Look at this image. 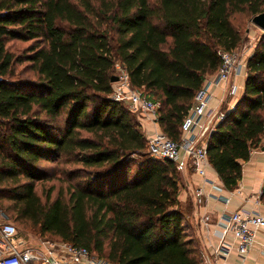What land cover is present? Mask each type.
Segmentation results:
<instances>
[{
  "label": "trees",
  "instance_id": "obj_1",
  "mask_svg": "<svg viewBox=\"0 0 264 264\" xmlns=\"http://www.w3.org/2000/svg\"><path fill=\"white\" fill-rule=\"evenodd\" d=\"M264 0H0V209L23 231L84 247L109 264H200L174 163L147 152L138 118L112 99L117 65L160 104L178 142L220 52L247 40ZM29 45L16 52L15 44ZM206 139L228 191L264 138V34L242 96ZM67 188L42 203L40 182ZM264 193V185H263ZM18 226H17V225ZM19 230V229H18Z\"/></svg>",
  "mask_w": 264,
  "mask_h": 264
},
{
  "label": "built area",
  "instance_id": "obj_2",
  "mask_svg": "<svg viewBox=\"0 0 264 264\" xmlns=\"http://www.w3.org/2000/svg\"><path fill=\"white\" fill-rule=\"evenodd\" d=\"M242 46L241 49L238 48L240 56L235 53L236 50L219 53L221 65L217 73L211 79H207L196 93L194 105L180 125L181 137L178 142L172 141L162 132H155L147 138V152L151 157L174 163L179 172L190 167L197 175L205 178L206 168L209 167L206 141L204 143L201 138L195 136L194 130L201 129L204 138L203 136L210 134L215 124L224 117V112L220 110L213 112L210 108L212 96L209 90L212 86L226 84L231 76L238 75L240 70L245 68L247 60L243 57L249 54L251 44L243 48ZM120 71L121 76L113 87L112 99L115 102L126 103L131 113L157 123L160 104L134 89L126 71L124 69ZM231 89L233 95V88ZM233 108L234 106H230L228 111ZM204 118L208 123L212 121L205 127L201 125ZM260 146H264V138ZM195 196L197 203L201 204L203 192L197 190ZM262 229L264 217L258 213L236 211L225 218V230L232 234L236 242V251L242 257L249 253L257 232ZM230 251L232 246L225 244L220 246L217 252L225 257ZM0 264H109V262L88 249L69 242L26 237L0 209Z\"/></svg>",
  "mask_w": 264,
  "mask_h": 264
},
{
  "label": "crops",
  "instance_id": "obj_3",
  "mask_svg": "<svg viewBox=\"0 0 264 264\" xmlns=\"http://www.w3.org/2000/svg\"><path fill=\"white\" fill-rule=\"evenodd\" d=\"M253 29L256 28H247L246 32L247 39L251 38L252 41L255 36ZM251 31L253 36L250 37ZM257 31L259 30L257 29ZM253 48L251 45L249 54L243 58L247 60L252 54ZM245 78L246 66L240 70L238 75L231 76L230 82L210 88L209 93L212 96L210 108L213 112H218L222 108L226 109V107H222L226 104L229 107L236 105L242 96ZM231 88H233V95ZM138 120L146 138L150 134L161 132L157 123L143 116ZM207 123L205 118L201 120V125L204 127L207 126ZM194 134L204 143L209 135L202 138L203 132L199 128L194 130ZM240 163L242 166L241 179L232 191L224 188L222 181L210 164L206 168L205 178L197 175L190 167H186L180 172L181 186L178 201L181 206L189 207L188 220L194 228L195 237L200 245V264L202 262L204 264H264V229L257 232L255 241L245 257L237 253L235 239L230 232L225 230V218L233 212L248 211L264 217V151L262 147L252 150L249 159ZM197 190H201L204 194L201 204L197 203L195 196ZM225 244L232 246V251L223 257L217 251L220 246Z\"/></svg>",
  "mask_w": 264,
  "mask_h": 264
},
{
  "label": "rangeland",
  "instance_id": "obj_4",
  "mask_svg": "<svg viewBox=\"0 0 264 264\" xmlns=\"http://www.w3.org/2000/svg\"><path fill=\"white\" fill-rule=\"evenodd\" d=\"M248 28H254L253 26H248ZM252 30V29H251ZM256 30V31H255ZM253 33H254V37H253V41L251 40V38L247 39V41H245L242 45L243 46H248L249 43L251 45H253V47H255L256 45V42L258 41L260 35H261V32L260 31H257V29H253ZM252 31L249 33L250 37L253 36L252 34ZM252 41V42H251ZM248 42V43H247ZM29 45V43H26V44H15L13 45V48L16 50V52H22L27 46ZM242 46V48H243ZM241 49V48H240ZM254 49V48H253ZM252 49V50H253ZM235 53L240 56V52H239V49H237L235 51ZM252 53V52H251ZM122 67L120 65H117L116 68H115V71H114V74L113 76H116L118 78L117 81L113 82L112 83V88L116 86V83L119 81V78L121 76V70ZM231 80V77L229 78V82ZM123 104L126 105V108H128L127 104L122 102ZM222 107H226V109L228 110V108H230L227 104L226 105H223ZM223 108L220 110L222 111ZM137 118H141L142 116L141 115H138V114H134ZM212 121H210L208 124H210ZM198 132V131H197ZM149 135V134H148ZM151 135V134H150ZM149 135V137H150ZM63 162H61L60 164H58V169L60 171V174L57 173L55 175V178L52 179V180H48V181H44V182H40L37 186H36V191L41 199V202L44 203L45 202V194L49 191V190H52V193H51V199H55L56 195L58 192L62 191L63 193H65L66 191V188H67V185L66 183H64V179H65V176L63 175L62 170H66L68 168V166L66 165H62ZM10 220V219H9ZM11 221V220H10ZM12 222V221H11ZM17 225V224H16ZM18 226V225H17ZM18 229L20 230V232H22V234L26 235V237H32V238H36V239H49L48 237H38L37 235H33V234H30V233H27L25 231H23V229H21V226H18ZM35 241H33L34 243Z\"/></svg>",
  "mask_w": 264,
  "mask_h": 264
},
{
  "label": "water",
  "instance_id": "obj_5",
  "mask_svg": "<svg viewBox=\"0 0 264 264\" xmlns=\"http://www.w3.org/2000/svg\"><path fill=\"white\" fill-rule=\"evenodd\" d=\"M250 25H252L256 29H258L261 33L264 34V11L258 15L253 16L250 19ZM117 80H118V78L116 76L111 78L112 83L117 81ZM262 150L264 151V146L262 147Z\"/></svg>",
  "mask_w": 264,
  "mask_h": 264
}]
</instances>
